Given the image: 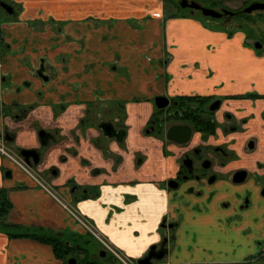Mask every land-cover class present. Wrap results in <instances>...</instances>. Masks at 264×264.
<instances>
[{
	"label": "crops",
	"instance_id": "1",
	"mask_svg": "<svg viewBox=\"0 0 264 264\" xmlns=\"http://www.w3.org/2000/svg\"><path fill=\"white\" fill-rule=\"evenodd\" d=\"M0 2L13 7L0 23V134L12 136L6 145L14 150L39 148L38 131L52 133L43 162L31 170L46 173L59 199L0 153V187L7 190L12 204L6 221L20 229H0V264H68L74 250L81 257L75 258L76 264H120L110 253L99 256L101 245L63 204L86 217L134 262L168 238L172 233L168 223L177 221V245L152 264L245 263L254 244L232 237L233 227L212 224L207 214H214L213 209H193L183 191L168 188L167 179L178 169L180 149L145 132L157 95L238 91L236 80L214 70L210 55L200 63L185 61L180 34L189 19H164L171 13L165 8L139 14L143 0ZM205 31L207 37L220 34ZM244 49L256 59L254 49ZM213 51L217 54V49ZM40 62L47 80L35 74ZM252 76L248 90L264 94V72ZM235 103L246 109L237 115L249 117L242 132L224 140L238 136L237 149L248 136H255L258 149L251 166L264 164L262 109L255 110L251 100ZM121 105L126 132L119 143L105 136L89 113L93 108ZM195 142H201L200 133L195 134ZM187 223L191 226L183 225ZM19 234L50 235L68 247V255L58 256L52 244ZM80 235L94 240L96 250L82 248ZM225 253L231 257H222Z\"/></svg>",
	"mask_w": 264,
	"mask_h": 264
},
{
	"label": "rangeland",
	"instance_id": "2",
	"mask_svg": "<svg viewBox=\"0 0 264 264\" xmlns=\"http://www.w3.org/2000/svg\"><path fill=\"white\" fill-rule=\"evenodd\" d=\"M180 0H143L145 6L144 9L139 11V14H148L155 10L156 8H165L169 14H165L164 19H173V18H186L189 19L185 22V26L180 34L181 44L183 49L187 52L185 56V61H194L195 63H200L202 57H206L210 55L212 59V64L214 70H218V74L223 76L224 78L236 80L234 90L237 92H251L248 90L249 85L253 84L254 78L252 75H257L258 72H264V59H258V53L254 52L256 59L251 57V55H247L246 50L244 48L249 47L248 38L255 37L261 38L264 35V21L257 22L255 26L238 27L240 31H236L237 27L227 24V26H223L219 24L217 20L212 19L210 17L204 16L200 10L190 11V8H183L179 6ZM190 1V0H188ZM197 3L201 4L205 8L212 10H220L225 7H229L230 9H240L243 6H247L253 2H264V0H193ZM11 14H8L4 10H0V23L2 24L5 21V18H8ZM249 20H258L259 17L264 19V14L261 13L259 16L258 12H252L246 15ZM242 16H237L236 20H242ZM194 19V20H193ZM166 20V21H167ZM193 20L195 22H192ZM229 28V29H228ZM209 30L211 32H219L220 34H216V36L208 34L205 31ZM183 34V35H182ZM207 37V38H206ZM251 45V44H250ZM211 48H210V47ZM242 46V47H241ZM217 49V54L213 51ZM264 52V49H261ZM256 51V50H255ZM261 52V53H262ZM218 68V69H217ZM257 80V77H256ZM255 80V82H256ZM239 83V84H238ZM204 95L205 93H200V91H196L194 95ZM217 95H221L220 93H215ZM238 106V105H236ZM252 107L260 111L261 113L264 110V100H255L252 104ZM229 110L230 113H237L246 110L245 105L238 107H226V104L223 103L221 105V109L216 112L217 117L222 120L221 113L223 110ZM90 112V110H89ZM88 113V111H86ZM253 115H251L252 117ZM253 118H256L253 117ZM264 119V117H263ZM247 122V121H246ZM244 121H237V126H240V130L242 132L243 127L246 125ZM121 126V124H120ZM201 137V142L198 143L202 145V140L206 143L219 145L224 141V137L222 133L217 130L216 134L209 135L205 138ZM227 139V138H226ZM248 139H253L258 148V140L255 136H248L246 140L242 143L241 147L235 148L236 144L239 142L238 136L233 137L231 140L227 141L225 145L230 146L232 149H236L238 151V155L235 161L234 157L231 159L233 162L229 163L233 166L232 169L225 171V165H218L221 169V173H218V183L216 190L219 191V195L217 196L218 204L213 208L214 214H207L208 220L210 222L216 223V225L233 227L236 229V233L230 232L232 237H236L238 239H242L244 241H251L254 244V240L260 242V244L264 245V196L261 195L262 184L264 183V178L259 174L258 171H255L252 168V164L254 161V157L257 155V149L255 150H247L246 143ZM230 141V142H228ZM5 140V145H6ZM195 136L190 142V145L195 144ZM242 148V149H241ZM8 150V147H6ZM12 150V149H11ZM15 150V152H14ZM12 150L14 153L11 154L15 157L16 160H19V154H17L16 149ZM42 150V160L40 159V164L44 160L43 150ZM236 151V152H237ZM227 166V165H226ZM231 168V167H227ZM244 169L247 171V177L244 181L240 183H234L232 181V174L238 169ZM34 170V169H33ZM41 177H46L45 172H39ZM54 177V176H53ZM50 184V183H49ZM216 184V183H215ZM247 198L248 206L244 208L243 212L240 215L231 216L232 210H236L235 207L239 208V205L245 202ZM223 203H229L228 207L222 205ZM217 218V220H216ZM7 219V218H6ZM184 226H191L189 223L183 224ZM238 226H242V230L238 228ZM4 228L3 224L0 223V229ZM6 228V227H5ZM9 228V227H8ZM6 228V229H8ZM200 229V228H199ZM9 231L15 232L20 230L18 227H10ZM215 233V231H212ZM79 244L82 248L89 250L90 252L95 251L97 248V244L94 240L85 238V236L80 235ZM259 243L254 244V249L260 247ZM177 244H173L172 242L167 243V247L171 250ZM73 258H79V252L73 251L71 252ZM81 258V257H80ZM79 258V259H80ZM220 264H225L220 262ZM240 264H264L263 259H255L254 257L250 258L245 263Z\"/></svg>",
	"mask_w": 264,
	"mask_h": 264
},
{
	"label": "flooded vegetation",
	"instance_id": "3",
	"mask_svg": "<svg viewBox=\"0 0 264 264\" xmlns=\"http://www.w3.org/2000/svg\"><path fill=\"white\" fill-rule=\"evenodd\" d=\"M183 0L179 1V6H181V2ZM187 3H191V2H195L193 0H186ZM256 2V1H255ZM253 2V3H255ZM260 2V1H259ZM251 3V4H253ZM261 3H264L263 1ZM1 4H6L8 7L11 8V12H13V7H11L9 4H7L6 2H0V10H4L5 12H10L6 9V7L1 6ZM199 4V3H197ZM251 4L247 5V6H243L240 9H230L229 7H225L222 8L220 10H216L218 12H220L222 15L218 18H212L218 21L219 24H222L223 26H227V24H231L235 27H243V26H248L249 28L251 26H255V24L257 22H259V20L264 21V19H262L261 17L258 18V20H249L247 19L246 15L252 13V12H258L259 16L261 13L264 14V9H255V10H251L249 12H246V8L248 6H250ZM201 7L205 8L204 6H202L201 4H199ZM183 8H189V7H183ZM191 12L193 10H200V9H193L190 8ZM201 11V10H200ZM237 16H242V20H244V22H241L240 20H236ZM208 17V16H207ZM229 29V28H228ZM236 31H240V28L235 29ZM248 43L249 46L256 50V52L258 53V55H264V52H262L261 49H264V35L261 38H255V37H251L248 38ZM2 42V37H1V32H0V45ZM251 44V45H250ZM262 52V53H261ZM3 53V51L1 50V46H0V55ZM35 74L36 76H38L40 79H44L47 80V76L44 74V66L42 65V63L40 62L39 65L37 66V68L35 69ZM2 82V76L0 75V85ZM248 94H254L256 95V97H247L246 95ZM157 96H165L168 98L169 100V104L164 107V108H157L155 106L154 103V99H153V104H154V111L152 113V115L150 116V119L148 120L147 124H146V128H145V132L146 133H152L158 137H160L164 142H168V143H173L174 145H176L179 149H180V155L178 157V169L176 171V173L174 174V176L170 177L169 179H167V186H168V182H170V184L172 185L171 187H168L170 189L173 190H181L183 191V195L185 197H189L190 198V202L192 203L190 205L191 208L193 209H203V210H211L213 209L217 204L214 203L217 195H219V191H217L216 189H213V185L215 183H220V181H218V173H221V169L218 167V165H225V171L230 170L233 168L232 165H230L229 163L233 162L236 160L237 158V152L235 149L230 148V146L228 147V145H225V143L227 141H223L221 144L219 145H215V144H210V143H206L204 142V140H202V145H199L198 143H195L196 145H190L191 140L193 139V137L195 136L196 133H200L201 136V132L196 130L194 128V120L191 118V113L199 108V114L200 116L206 117L208 121H210L212 124L215 125V133L217 132V130H219L222 135L225 137L229 134L232 133H240V126H237V121H244L246 122L248 120V116H238L237 114L240 112L237 111V113H230L228 112L229 110L224 109L223 112L221 113V118L222 120H220L217 115L216 112L219 111L221 109V105L223 103L226 104V107L229 108L231 107H238L236 106L235 102L238 101H245V100H251L253 103L255 100H264V94H259L255 91H251V92H237L235 94H223V95H217V94H209V95H177L174 97H170V96H166V95H157ZM186 96H200V97H205L206 100L204 103H202V105H200V103L197 104H192L189 101H185L182 100L181 98L186 97ZM240 107V106H239ZM89 115L93 116L95 118V125L97 126L98 129H100V131L105 135V133L103 132L102 129V125L105 123H110L112 124L113 128H114V136H111L110 138L118 141L119 143H121L124 139L125 136V132L126 129H124L123 127V123L121 122L124 116V106L121 105L119 107L115 106V107H110V106H106V107H97V108H93L91 110V112L89 113ZM261 117H264V110L261 113ZM121 124V126H120ZM173 124H188L192 127V137L190 139L189 142H187L186 144H178L174 141H168L165 139V132L166 129ZM40 131H45L49 137L45 140L46 142L43 143L42 139L39 136V132ZM212 134V135H214ZM38 136L40 139V146L39 148H26V147H17L16 148V152L17 154H19V161L21 163H23L24 165H26L28 168L32 169V167L34 166H38L40 164V159L42 160V150L46 148L48 141L50 139V137H52V133H50L47 130L41 129L38 131ZM107 136V135H105ZM12 136H10L7 133H1L0 134V145L3 146L4 150L9 153V154H13V151L7 146L5 145V140L6 142H8L7 138L10 139ZM109 137V136H107ZM253 140V139H248L247 143H246V148L247 150H255L258 149L257 148V144L256 142L253 140L254 142V147L252 149H249V147L247 146L249 141ZM230 142V141H228ZM6 147H8V150L6 149ZM22 149H31V150H35L38 155H39V161L37 164L33 163V156L30 154L28 161L30 162V166L27 165L24 162V157L20 154V150ZM15 152V150H14ZM234 157V160L232 161L231 159ZM256 167H252L251 169L258 171L259 174L264 178V164L262 163H256ZM227 165V166H226ZM231 168H227L230 167ZM254 166V164H253ZM240 170H244V169H238L236 170L233 174H232V179H233V175ZM246 171V170H244ZM247 173V171H246ZM247 177V174H246ZM233 181V180H232ZM235 183V182H234ZM240 183V182H239ZM262 188H261V195L264 196V183L262 184ZM222 205L228 207L229 203H223ZM248 206V201L247 198L245 199V202H243L242 204L239 205V208L235 207L236 210H232L230 211L231 216H235L240 215L244 208H247ZM163 225H166L165 222L162 223ZM178 222H170L168 223V227L171 229L172 233L171 235L167 238L164 237L160 243L158 245H156V251H161L163 249H165L166 251H168V247H167V243L168 242H172L173 244L176 243L177 240V236H176V229H177V225ZM259 243V241L254 240V244ZM261 246L258 248H255L254 251H252L249 255H247V259L245 262H247L250 257H254L255 259H263L264 260V245L260 244ZM148 253V252H147ZM167 254V252L164 254V256L160 259L162 260L165 255ZM147 255V254H146ZM145 255V256H146ZM222 257H231L228 253H225L224 255H221ZM158 260V261H160ZM153 261H157V260H153ZM242 261V260H241ZM226 262V261H225ZM224 261L222 263H225Z\"/></svg>",
	"mask_w": 264,
	"mask_h": 264
},
{
	"label": "water",
	"instance_id": "4",
	"mask_svg": "<svg viewBox=\"0 0 264 264\" xmlns=\"http://www.w3.org/2000/svg\"><path fill=\"white\" fill-rule=\"evenodd\" d=\"M1 6L6 7V9L11 12V8L8 7L6 4H1ZM181 6L182 7H189V8H193V9H200L204 16H208V17H212V18H218L222 15L220 12H218L216 10L203 8L195 2L187 3L186 0H183L181 2ZM255 9H264V3L255 2V3L251 4L250 6H248L245 10H246V12H249V11L255 10ZM154 103H155V106L157 108H164L169 104V100L165 96H156L154 99ZM101 127H102L105 135H107L109 137L114 136V128H113L112 124L105 123ZM192 132H193L192 127L188 124H173V125H170L166 129L165 139L168 141H174L180 145L186 144L187 142L190 141V139L192 137ZM39 136L42 139L43 143L46 142L45 138L47 139L49 137V135L45 131H40ZM247 146L249 147V149H252L254 147L253 140H250ZM20 154L24 157V162L29 166L31 165L30 162L28 161L30 154L34 158V160H33L34 164H37L39 161V155L35 150L22 149V150H20ZM246 174L247 173L244 170L237 171L233 175V179H232L233 182L239 183V182L244 181L246 178ZM5 175L9 176L10 171L9 170L6 171ZM171 186L172 185L170 184V182H168V187H171ZM166 252L167 251L165 249H163L161 251H156V245H152L150 247L147 255L141 259H138L137 263L138 264H152L153 260H157V261L160 260ZM105 255H106V251L101 249L99 251V256L104 257ZM68 264H76L75 258H70L68 260Z\"/></svg>",
	"mask_w": 264,
	"mask_h": 264
},
{
	"label": "trees",
	"instance_id": "5",
	"mask_svg": "<svg viewBox=\"0 0 264 264\" xmlns=\"http://www.w3.org/2000/svg\"><path fill=\"white\" fill-rule=\"evenodd\" d=\"M247 97H256V95L254 94H248L246 95ZM264 97V96H261ZM182 100L185 101H189L192 104H197L200 103V105H202V103L205 102L206 98L205 97H200V96H186L181 98ZM199 114V108L194 110L191 113V118L194 120V128L198 131L201 132V136L202 138H205L209 135H212L215 133V125L212 124L210 121L206 120V117L200 116ZM12 208V204L10 202V200L8 199L7 196V190L3 187H0V223L3 224L4 227L6 228H10L11 224L9 222L6 221V217L9 214L10 210ZM8 228V229H9ZM15 236V235H14ZM18 236V235H17ZM19 236H25V237H29L32 238L34 240L40 241V242H46V243H50L53 245L54 251L56 252V255L60 252L65 253V255H68L67 250V246H64L63 244L60 245V242L57 241L54 237H51L50 235H40V234H24V235H20Z\"/></svg>",
	"mask_w": 264,
	"mask_h": 264
},
{
	"label": "built area",
	"instance_id": "6",
	"mask_svg": "<svg viewBox=\"0 0 264 264\" xmlns=\"http://www.w3.org/2000/svg\"><path fill=\"white\" fill-rule=\"evenodd\" d=\"M0 153L8 156L15 164H17L23 171H25L27 174H29L36 184L46 192H48L52 197L56 198L58 197L56 195L54 187L46 181L43 177H41L38 173L34 172L30 168H28L26 165L21 163L19 160H16L14 156L7 153L3 146L0 145ZM63 206L68 210L70 215L74 218V220L88 233L90 234L98 243L101 245V247L106 250L108 253H110L120 264H137L136 262L129 259L126 255H124L121 251H119L117 248H115L95 227L94 225L84 216L79 214L76 210L71 208L70 206H67L63 204Z\"/></svg>",
	"mask_w": 264,
	"mask_h": 264
}]
</instances>
